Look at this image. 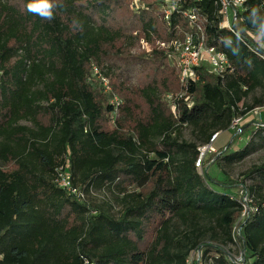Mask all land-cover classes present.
Instances as JSON below:
<instances>
[{"label": "trees", "instance_id": "trees-1", "mask_svg": "<svg viewBox=\"0 0 264 264\" xmlns=\"http://www.w3.org/2000/svg\"><path fill=\"white\" fill-rule=\"evenodd\" d=\"M139 1L141 14L133 0H59L64 7L47 21L26 10L29 0H0V264H193L195 255L264 264V165L245 176L257 175L243 186L255 208L239 236L243 263L227 250L244 212L236 182L196 167L199 148L264 107V57L220 27L218 0H174L169 19L151 10L165 0ZM262 3L246 0L235 23L246 40L247 31L264 35ZM193 8L207 18L208 45L234 70L214 76L200 67L184 84L161 43L189 30L180 12ZM141 39L150 56H131ZM93 66L121 104L104 99ZM252 133L264 141V125ZM229 151L213 164L242 159L247 148ZM67 164L75 194L57 184ZM97 190L113 194L118 217L87 200Z\"/></svg>", "mask_w": 264, "mask_h": 264}, {"label": "rangeland", "instance_id": "rangeland-1", "mask_svg": "<svg viewBox=\"0 0 264 264\" xmlns=\"http://www.w3.org/2000/svg\"><path fill=\"white\" fill-rule=\"evenodd\" d=\"M11 1L17 3L20 2V0ZM135 3L136 7L134 6ZM130 6L132 13L134 14H137L139 12L141 14L144 10L147 9V7L144 4L140 3L139 0H133ZM151 10L154 12L158 10L162 12V4L155 9L151 8ZM151 52L152 46L145 44L142 41H138L136 47L132 49V51H130V55L133 57H149V54H151ZM135 74H131L130 79V83L134 86L139 82V76ZM142 76L140 79H142ZM92 80L93 83L98 86L99 92L104 96V99H106L109 103H111L113 97H119L118 93H116V91L114 90V87L110 80L108 87L111 90H107L106 88H104V84L102 85L99 78L93 74V71ZM261 93L262 92H257L256 96H260ZM253 97L254 96L250 97V99L248 100L249 103L252 102ZM140 104L142 105L141 102ZM142 107L144 109V106ZM111 122L110 124H106V127L109 130L114 129V124ZM258 124L264 125V107L255 109L254 111L250 112L245 118H243V125L240 128V135L238 137H235V129H230L228 132L222 133L214 145L215 151L206 155V157L204 158L203 165L199 168V172L201 174L204 171L203 169L207 168L212 177L219 181H227L231 179L236 182L235 187H232L231 191L238 199H240L241 203L244 205V212L237 220V224L235 226L234 236L236 242L234 245L229 246L227 249L230 251V254L228 255V260L232 263H243L245 258L247 257L245 251L242 248L241 239L239 238V236L243 225L246 223L250 214L255 211V208L248 194L245 192L243 186L246 185L251 187L252 185H254V182L256 181L255 177L257 175H255L252 179H246V173L252 171L253 169H255V167H260L264 165V141L258 135H253L252 133ZM245 127L250 128L245 131ZM183 140H193L192 131L190 129H185L183 131ZM228 145L230 146L229 154L242 151L245 148H247V153L242 159H235L234 161H226L224 159H221L217 160V164L214 165V161L218 157L223 156L221 152H223V150ZM112 195L113 194L108 190H97V192H93L92 194H90L87 200L90 201L92 206H101L105 211H108L110 214L118 217L120 213V208L117 206V204L114 203ZM191 261L193 264H217L216 262L211 261L206 262L196 255L192 258Z\"/></svg>", "mask_w": 264, "mask_h": 264}, {"label": "built area", "instance_id": "built-area-1", "mask_svg": "<svg viewBox=\"0 0 264 264\" xmlns=\"http://www.w3.org/2000/svg\"><path fill=\"white\" fill-rule=\"evenodd\" d=\"M178 3L179 1L174 0L164 1L162 4V12L165 19H169L171 14L179 9ZM217 3L220 6V27L241 38V40L244 41L252 51L260 53L264 57V47L261 46L264 44V35H262V33L247 31L246 35L250 41L237 33L235 23L246 10V0H218ZM134 6L136 7V3ZM262 9L264 10V0L262 3ZM180 13L184 18L188 19L189 30L181 32L177 39H174L169 43H161V46L169 50L168 58L173 61L178 68L181 81L184 84H188L190 80H196V69L200 67L207 68L208 72L214 76H224L227 73L233 72L234 67L228 56L224 52L219 51L216 47L208 45L205 32L207 18L196 8L182 11ZM256 34L258 39H256ZM140 41L144 42V40ZM92 71L93 74L99 78L102 85L104 84V88L111 90L108 87L109 80L101 74L96 66L92 67ZM168 98L171 99V96H168ZM186 101H188V99H186ZM121 103V98L115 96L110 104L118 106ZM171 110L176 114V107L174 105H171ZM112 120L114 121V119ZM242 125L243 118H238L232 123L231 129L237 130L238 128H241ZM219 136L220 134L214 135L209 144L199 148V157L196 162V167L198 169L203 165L206 155L215 151L214 145ZM57 184L68 193H77L76 189L72 186L69 164L59 169Z\"/></svg>", "mask_w": 264, "mask_h": 264}, {"label": "clouds", "instance_id": "clouds-1", "mask_svg": "<svg viewBox=\"0 0 264 264\" xmlns=\"http://www.w3.org/2000/svg\"><path fill=\"white\" fill-rule=\"evenodd\" d=\"M60 7H64L59 0H29L26 4V10L29 13L39 16L43 20L52 21L55 18V10ZM258 9H253V11H257ZM73 23L79 24V29H81V25L79 21L73 20ZM82 30V29H81ZM256 39L258 36L256 34ZM264 47V44L261 45Z\"/></svg>", "mask_w": 264, "mask_h": 264}]
</instances>
